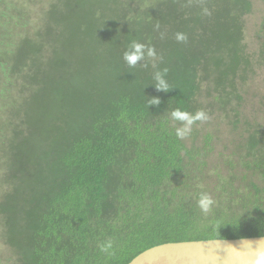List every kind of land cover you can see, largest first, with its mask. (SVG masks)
<instances>
[{"label": "trees", "instance_id": "trees-1", "mask_svg": "<svg viewBox=\"0 0 264 264\" xmlns=\"http://www.w3.org/2000/svg\"><path fill=\"white\" fill-rule=\"evenodd\" d=\"M30 5L0 0L8 262L128 264L163 243L264 235V123L242 121L239 88L254 74L243 44L253 0H52L35 25ZM133 42L157 59L129 67ZM164 69L168 91L153 79ZM202 94L242 131L233 151L215 150L212 133L191 146L176 137L171 112L201 111Z\"/></svg>", "mask_w": 264, "mask_h": 264}, {"label": "rangeland", "instance_id": "rangeland-1", "mask_svg": "<svg viewBox=\"0 0 264 264\" xmlns=\"http://www.w3.org/2000/svg\"><path fill=\"white\" fill-rule=\"evenodd\" d=\"M14 1V0H12ZM25 4L30 5L29 20L30 24H37V18L40 16L52 0H34L36 3H30L33 0H20ZM254 10L250 15L245 16V29H244V51L249 56L254 74L249 76L247 82L243 87H239L244 95V101L242 106L243 117L242 121L258 120L261 124L264 123V58L261 56V44L263 40L262 27L264 17V0H253ZM23 28H16V38L21 36ZM11 79L8 75H5L0 70V88H3L6 82ZM15 89V87L13 88ZM12 89V90H13ZM19 90V86H17ZM207 94L201 95V101H204L202 110L209 119L207 121H197L192 126L191 134L183 139L187 146L193 144H200L202 141V135L204 133H212L215 137L213 140L215 150H220L223 146H227V153L234 150L235 143L230 144V139L238 138L241 130L232 131L231 127L227 124L228 119L223 118L221 112L218 110V105L213 102L211 98H208ZM181 126L177 123V127ZM245 136V135H244ZM2 191V186H0ZM1 222V219H0ZM0 224V264H11V261H7V257L11 255L10 248L3 243V237Z\"/></svg>", "mask_w": 264, "mask_h": 264}, {"label": "water", "instance_id": "water-1", "mask_svg": "<svg viewBox=\"0 0 264 264\" xmlns=\"http://www.w3.org/2000/svg\"><path fill=\"white\" fill-rule=\"evenodd\" d=\"M258 241L264 242V235L163 243L144 250L128 264H246L245 245Z\"/></svg>", "mask_w": 264, "mask_h": 264}, {"label": "clouds", "instance_id": "clouds-1", "mask_svg": "<svg viewBox=\"0 0 264 264\" xmlns=\"http://www.w3.org/2000/svg\"><path fill=\"white\" fill-rule=\"evenodd\" d=\"M205 14H210L205 9ZM175 39L178 42H187V36L183 33H177ZM147 59L155 61L157 59V54L153 48L146 47L144 44L139 42H133L130 44L128 49L123 54V59L129 67H135L138 62L145 61ZM145 67L147 64L144 65ZM153 67L156 65L153 63ZM167 74V69L157 70L153 73V79L155 80V87L162 91H168L170 86L165 79ZM159 100L152 98L149 104L156 105ZM170 119L175 127V135L179 139L187 138L192 132V126L197 121H207L209 117L204 111H198L195 114H191L179 109L174 110L170 114ZM176 122H179L181 126L176 127ZM214 204L213 199L206 193H201L198 200L197 206L205 214L211 212L212 206ZM112 247L111 242H107L102 245V250L107 252ZM244 253L246 256V264H264V242L247 243L244 248Z\"/></svg>", "mask_w": 264, "mask_h": 264}]
</instances>
